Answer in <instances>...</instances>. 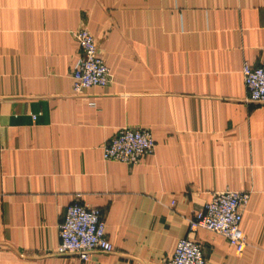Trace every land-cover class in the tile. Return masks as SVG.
<instances>
[{"label": "crops", "instance_id": "0c3cea01", "mask_svg": "<svg viewBox=\"0 0 264 264\" xmlns=\"http://www.w3.org/2000/svg\"><path fill=\"white\" fill-rule=\"evenodd\" d=\"M81 26L110 73L75 93ZM245 61L264 63V0H0V264H164L186 236L205 264H264V103ZM122 127L154 139L135 164L102 156ZM225 188L250 193L240 252L188 228ZM74 199L101 209L112 251H55Z\"/></svg>", "mask_w": 264, "mask_h": 264}, {"label": "built area", "instance_id": "2783aa9c", "mask_svg": "<svg viewBox=\"0 0 264 264\" xmlns=\"http://www.w3.org/2000/svg\"><path fill=\"white\" fill-rule=\"evenodd\" d=\"M74 37L79 53L71 70V87L79 93L93 85H105L109 81V66L102 56L94 34L86 27H79ZM241 73L251 101L264 103V63L252 65L245 61ZM154 139L145 128L122 127L102 146L105 159L135 164L153 151ZM78 196V194H77ZM246 190L220 189L194 211L188 219L190 231L199 228L221 233L237 252L247 244L241 228L243 210L249 201ZM60 241L55 251L74 253L87 260L94 251L109 252L113 245L106 234V223L101 209L88 206L74 199L65 207L64 216L58 225ZM201 245L191 237H181L172 255L164 264H205Z\"/></svg>", "mask_w": 264, "mask_h": 264}]
</instances>
